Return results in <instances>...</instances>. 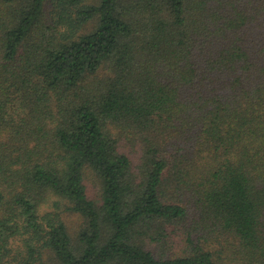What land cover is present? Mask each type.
<instances>
[{"label":"trees","instance_id":"obj_1","mask_svg":"<svg viewBox=\"0 0 264 264\" xmlns=\"http://www.w3.org/2000/svg\"><path fill=\"white\" fill-rule=\"evenodd\" d=\"M0 264H264V0H0Z\"/></svg>","mask_w":264,"mask_h":264},{"label":"rangeland","instance_id":"obj_2","mask_svg":"<svg viewBox=\"0 0 264 264\" xmlns=\"http://www.w3.org/2000/svg\"><path fill=\"white\" fill-rule=\"evenodd\" d=\"M91 194L94 195L92 192ZM64 217L69 227L75 228L78 225H80V218L78 217V215H76V213L71 212V213L65 214Z\"/></svg>","mask_w":264,"mask_h":264}]
</instances>
